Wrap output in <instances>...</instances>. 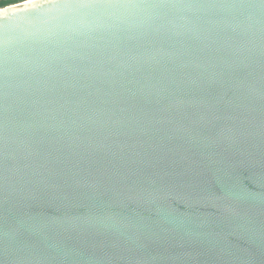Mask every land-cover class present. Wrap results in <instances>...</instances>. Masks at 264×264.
Returning <instances> with one entry per match:
<instances>
[{
  "label": "water",
  "instance_id": "water-1",
  "mask_svg": "<svg viewBox=\"0 0 264 264\" xmlns=\"http://www.w3.org/2000/svg\"><path fill=\"white\" fill-rule=\"evenodd\" d=\"M0 264H264V0L0 8Z\"/></svg>",
  "mask_w": 264,
  "mask_h": 264
},
{
  "label": "trees",
  "instance_id": "trees-1",
  "mask_svg": "<svg viewBox=\"0 0 264 264\" xmlns=\"http://www.w3.org/2000/svg\"><path fill=\"white\" fill-rule=\"evenodd\" d=\"M26 0H0V8H5L10 5L24 2Z\"/></svg>",
  "mask_w": 264,
  "mask_h": 264
}]
</instances>
